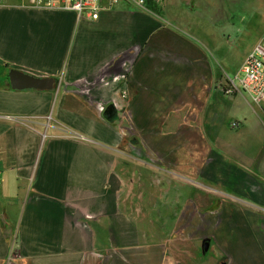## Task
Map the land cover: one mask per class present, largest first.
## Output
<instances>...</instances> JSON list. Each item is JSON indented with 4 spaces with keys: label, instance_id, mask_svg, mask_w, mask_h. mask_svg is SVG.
<instances>
[{
    "label": "crops",
    "instance_id": "crops-1",
    "mask_svg": "<svg viewBox=\"0 0 264 264\" xmlns=\"http://www.w3.org/2000/svg\"><path fill=\"white\" fill-rule=\"evenodd\" d=\"M151 1L159 5L121 3L91 21L0 0V264H170L149 241V221L163 213L146 207L152 193L179 203L195 187L196 154L182 142L197 140L198 107L213 180L264 205V101L208 88L206 55L182 35L174 0ZM109 64L130 67L125 95L96 82L80 96L75 81H95ZM10 70L55 83L12 89ZM253 216L252 242L243 232L233 246L238 264H264V216Z\"/></svg>",
    "mask_w": 264,
    "mask_h": 264
},
{
    "label": "rangeland",
    "instance_id": "rangeland-1",
    "mask_svg": "<svg viewBox=\"0 0 264 264\" xmlns=\"http://www.w3.org/2000/svg\"><path fill=\"white\" fill-rule=\"evenodd\" d=\"M174 4L182 22V35L192 37L206 55L208 88L216 90L215 83L222 78L234 79L245 56L264 37V0H174ZM154 5L159 3L147 0L145 7ZM195 119L197 140L186 139L182 146L190 148L191 160L196 154V185L182 188L179 203L176 196L174 203L172 196H162L159 201L150 194L146 209L161 211L163 219L149 221V241L164 245V260L170 264H238L233 246L242 239L243 232L250 233L247 239L252 242L253 228L260 222L252 218L254 214L264 216V205L239 201L213 180L214 156L208 140L211 134L204 130L208 125L202 123L207 120L202 117V107H198ZM243 215L250 220L243 219ZM205 238L210 246L203 254ZM150 259L156 256L150 254Z\"/></svg>",
    "mask_w": 264,
    "mask_h": 264
},
{
    "label": "built area",
    "instance_id": "built-area-1",
    "mask_svg": "<svg viewBox=\"0 0 264 264\" xmlns=\"http://www.w3.org/2000/svg\"><path fill=\"white\" fill-rule=\"evenodd\" d=\"M159 1V0H156ZM147 0H26L25 6L34 9H56L74 12L78 19L97 20L103 11L111 10L123 3L136 8H144ZM113 64L107 65L95 81L81 77L77 79L76 87L80 96L89 97L93 85L98 82L102 85L114 83L121 85L122 96L125 95V84L128 80L130 67H122L121 72L110 73ZM242 75L239 78V75ZM215 88L224 96L245 94L252 103L259 105L264 101V37L261 38L243 59L241 67L234 79L222 78L215 83ZM98 113H104L106 105L100 101L94 102ZM237 122L231 127L236 128Z\"/></svg>",
    "mask_w": 264,
    "mask_h": 264
},
{
    "label": "water",
    "instance_id": "water-1",
    "mask_svg": "<svg viewBox=\"0 0 264 264\" xmlns=\"http://www.w3.org/2000/svg\"><path fill=\"white\" fill-rule=\"evenodd\" d=\"M8 82L12 89L23 90V89H35V90H51L54 86V79L52 78H36L20 71L10 70L8 72ZM114 112L109 109L105 112L107 119H112ZM210 246V240L205 238L202 241L201 251L205 254ZM220 264H226L221 262Z\"/></svg>",
    "mask_w": 264,
    "mask_h": 264
}]
</instances>
